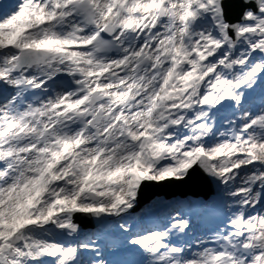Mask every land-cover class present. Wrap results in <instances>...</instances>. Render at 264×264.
Returning <instances> with one entry per match:
<instances>
[{
  "label": "snow or ice",
  "instance_id": "1",
  "mask_svg": "<svg viewBox=\"0 0 264 264\" xmlns=\"http://www.w3.org/2000/svg\"><path fill=\"white\" fill-rule=\"evenodd\" d=\"M0 264H264V0L0 7Z\"/></svg>",
  "mask_w": 264,
  "mask_h": 264
},
{
  "label": "water",
  "instance_id": "2",
  "mask_svg": "<svg viewBox=\"0 0 264 264\" xmlns=\"http://www.w3.org/2000/svg\"><path fill=\"white\" fill-rule=\"evenodd\" d=\"M228 14H229V19L230 20H237L239 19L240 15V8L238 7H233V8H228Z\"/></svg>",
  "mask_w": 264,
  "mask_h": 264
}]
</instances>
